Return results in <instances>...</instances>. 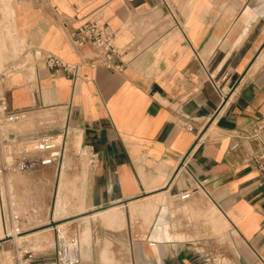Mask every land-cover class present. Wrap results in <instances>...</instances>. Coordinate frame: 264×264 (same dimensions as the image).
Listing matches in <instances>:
<instances>
[{
	"label": "crops",
	"instance_id": "1",
	"mask_svg": "<svg viewBox=\"0 0 264 264\" xmlns=\"http://www.w3.org/2000/svg\"><path fill=\"white\" fill-rule=\"evenodd\" d=\"M92 16L118 30L124 72L86 63L75 82L34 60L35 48L93 58L72 42ZM23 50L30 63L3 83L8 106L25 119L67 113L62 130L72 127L89 157L84 208L166 186L167 199L189 208L176 223L169 207L164 222L92 226L81 264H264L255 162L264 155V0H0V67L18 64ZM186 190L197 197L180 199ZM55 259V247L44 248L33 264Z\"/></svg>",
	"mask_w": 264,
	"mask_h": 264
},
{
	"label": "rangeland",
	"instance_id": "2",
	"mask_svg": "<svg viewBox=\"0 0 264 264\" xmlns=\"http://www.w3.org/2000/svg\"><path fill=\"white\" fill-rule=\"evenodd\" d=\"M47 111L50 114H46ZM66 116L67 113L60 107L33 112L27 115L28 119H24L17 125L18 132L24 134L25 137L48 131L62 133L65 121H67ZM69 130L65 138L67 150L64 153L63 163L59 167H46L30 173L17 172L11 175H0V264H19V257L25 250L36 253L44 248H54L56 243L54 227L70 220L77 219L67 225H71L73 229L80 232L83 252L86 253L85 242L92 240V226L103 224L118 228L111 226V223H116L115 219H118V223L125 224V227L127 224L136 223L150 225L157 219L164 222V214L169 207L176 223L179 213L189 211L187 206L176 204L174 201L176 198H171L169 195L167 200L159 199L151 210L144 208V198L129 201V206H124L127 202H121L95 210L84 208L86 162H89V157L84 155V152H80V136L72 127ZM62 171L66 172L64 181H61ZM162 189L166 190V188ZM152 193L154 192L143 191L142 197ZM197 195V193L193 194L189 199H193ZM163 200H166V203H163ZM158 209L161 210L159 216L156 215ZM196 209L195 206L190 207L194 221L201 218ZM4 211L7 216L12 211L21 214L23 217V221L19 224L23 230L21 233L14 234L9 221L10 217L7 224L5 223ZM95 212H100V214L94 215ZM83 215L89 216L81 217ZM204 219L207 224L213 223L208 215H205ZM227 222L225 220L216 221L222 227ZM26 234L31 235L23 237L24 239L16 237ZM145 235L147 233L143 232L142 236Z\"/></svg>",
	"mask_w": 264,
	"mask_h": 264
},
{
	"label": "built area",
	"instance_id": "3",
	"mask_svg": "<svg viewBox=\"0 0 264 264\" xmlns=\"http://www.w3.org/2000/svg\"><path fill=\"white\" fill-rule=\"evenodd\" d=\"M4 1V0H2ZM118 30L96 16L86 19L72 33V42L75 49L83 51L92 48L94 57L88 59L84 56L79 62L68 61L56 54L44 51L41 48L33 50L34 60L43 59L45 65L52 69L64 72L75 82L82 78V67L86 63L96 67L103 65L116 72H124V61L117 62L122 51L116 44ZM21 60L16 65L0 67V175L6 173H30L45 167L62 165L66 150V130L61 137L59 132H44L26 136L18 132L17 125L25 119V111L11 110L8 106L7 96L3 90L4 80L14 69H25V50L21 52ZM218 89L219 86L216 85ZM223 98L226 95L220 90ZM192 128V127H190ZM260 170V184L264 185V155L255 157ZM192 191L179 193L180 199L191 197ZM5 223L10 217L13 231L21 233L19 225L23 221L20 213L4 211ZM55 264H81L84 261V252L80 232L71 225H56ZM34 252L25 250L19 257V264H33Z\"/></svg>",
	"mask_w": 264,
	"mask_h": 264
},
{
	"label": "bare ground",
	"instance_id": "4",
	"mask_svg": "<svg viewBox=\"0 0 264 264\" xmlns=\"http://www.w3.org/2000/svg\"><path fill=\"white\" fill-rule=\"evenodd\" d=\"M64 130V129H63ZM70 130L68 129L67 130V133L66 134H68V132H69ZM61 135V137L64 135L63 133H61L60 134ZM50 167H53V166H50ZM46 168V167H45ZM48 168V167H47ZM38 171V170H37ZM40 171V170H39ZM66 172L65 171H62V179H61V181H64V178H65V174ZM12 173H6L5 175H11ZM60 174V173H59ZM42 175V174H41ZM43 175H44V173H43ZM49 176V175H48ZM166 188V190H164V189H162V190H160L161 191V193L160 194H158V195H156V196H146L143 200H144V208L145 209H147V210H151V208L153 207V205H155L156 203H157V201L159 200V199H161V198H164V199H166L167 200V192H168V188H167V186L165 187ZM142 197V196H141ZM144 197V196H143ZM139 198V197H138ZM63 200V199H62ZM166 200H163V203H166ZM166 207V206H165ZM100 214V212L99 213H96V214H94V215H99ZM81 217H87V215H83V216H81ZM81 217H79V218H81ZM78 218V219H79ZM77 220V219H76ZM76 220H70V221H67V222H65V223H63V224H61V225H67L68 223H70V222H73V221H76ZM116 223H118V219H115L114 220ZM14 232V234L16 235V234H19V233H17V232H15V231H13ZM40 232H42V231H40ZM40 232H39V234H40ZM34 234V233H33ZM29 235H31V234H26L25 236H16V237H18L19 239H24L23 237H28ZM31 237V236H30ZM38 238V237H37ZM36 238V239H37ZM43 239H45L44 237H43ZM38 241H40V240H38ZM42 241V240H41Z\"/></svg>",
	"mask_w": 264,
	"mask_h": 264
},
{
	"label": "water",
	"instance_id": "5",
	"mask_svg": "<svg viewBox=\"0 0 264 264\" xmlns=\"http://www.w3.org/2000/svg\"><path fill=\"white\" fill-rule=\"evenodd\" d=\"M129 200H126V201H122V202H128Z\"/></svg>",
	"mask_w": 264,
	"mask_h": 264
}]
</instances>
